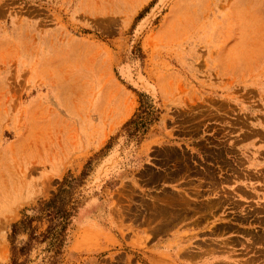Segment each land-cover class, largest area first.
Instances as JSON below:
<instances>
[{"label":"rangeland","instance_id":"1","mask_svg":"<svg viewBox=\"0 0 264 264\" xmlns=\"http://www.w3.org/2000/svg\"><path fill=\"white\" fill-rule=\"evenodd\" d=\"M71 178L60 249L35 219L16 254L12 226ZM15 260L264 264V0H0V264Z\"/></svg>","mask_w":264,"mask_h":264},{"label":"trees","instance_id":"2","mask_svg":"<svg viewBox=\"0 0 264 264\" xmlns=\"http://www.w3.org/2000/svg\"><path fill=\"white\" fill-rule=\"evenodd\" d=\"M86 174H83L85 177ZM81 179L71 178L66 180L62 187L60 188L58 194L54 195L53 198L47 202H44L38 209H34V218L29 221H22L20 224H14L12 226V236L11 241L13 245V250L24 256L28 255L32 250L33 242H38L41 237L36 235V229L33 228V222L36 220L42 221L46 219L49 221V228L47 230V235H44L41 243L49 242V247L51 249H60L63 242L65 241V236L70 225V221L73 217V213L78 207V202L74 199V193L82 184ZM65 187H68L66 189ZM66 194L71 196L66 198ZM70 206V209L68 208ZM29 234L30 238L28 242L22 246L18 247L17 239L21 234ZM14 264H18L15 260Z\"/></svg>","mask_w":264,"mask_h":264},{"label":"crops","instance_id":"3","mask_svg":"<svg viewBox=\"0 0 264 264\" xmlns=\"http://www.w3.org/2000/svg\"><path fill=\"white\" fill-rule=\"evenodd\" d=\"M229 256L227 254H215L211 257V259H214L216 263L225 262L228 260Z\"/></svg>","mask_w":264,"mask_h":264},{"label":"bare ground","instance_id":"4","mask_svg":"<svg viewBox=\"0 0 264 264\" xmlns=\"http://www.w3.org/2000/svg\"><path fill=\"white\" fill-rule=\"evenodd\" d=\"M181 202V201H180Z\"/></svg>","mask_w":264,"mask_h":264}]
</instances>
